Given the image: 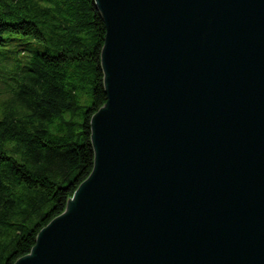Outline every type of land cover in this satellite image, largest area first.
Returning <instances> with one entry per match:
<instances>
[{
	"label": "water",
	"instance_id": "water-1",
	"mask_svg": "<svg viewBox=\"0 0 264 264\" xmlns=\"http://www.w3.org/2000/svg\"><path fill=\"white\" fill-rule=\"evenodd\" d=\"M94 169L16 264H264V0H95Z\"/></svg>",
	"mask_w": 264,
	"mask_h": 264
},
{
	"label": "trees",
	"instance_id": "trees-1",
	"mask_svg": "<svg viewBox=\"0 0 264 264\" xmlns=\"http://www.w3.org/2000/svg\"><path fill=\"white\" fill-rule=\"evenodd\" d=\"M6 33L37 43L0 119V264H16L94 169L107 28L95 0H0V48Z\"/></svg>",
	"mask_w": 264,
	"mask_h": 264
},
{
	"label": "rangeland",
	"instance_id": "rangeland-1",
	"mask_svg": "<svg viewBox=\"0 0 264 264\" xmlns=\"http://www.w3.org/2000/svg\"><path fill=\"white\" fill-rule=\"evenodd\" d=\"M4 39L5 44L0 49V119L6 111H15L26 66L37 47L33 38L20 34L6 33Z\"/></svg>",
	"mask_w": 264,
	"mask_h": 264
}]
</instances>
